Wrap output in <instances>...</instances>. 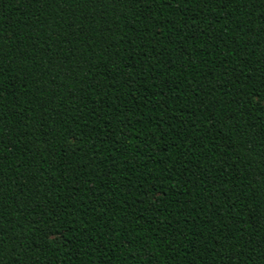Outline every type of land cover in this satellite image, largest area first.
Here are the masks:
<instances>
[{"label":"trees","instance_id":"obj_1","mask_svg":"<svg viewBox=\"0 0 264 264\" xmlns=\"http://www.w3.org/2000/svg\"><path fill=\"white\" fill-rule=\"evenodd\" d=\"M0 264H264V0H0Z\"/></svg>","mask_w":264,"mask_h":264},{"label":"rangeland","instance_id":"obj_2","mask_svg":"<svg viewBox=\"0 0 264 264\" xmlns=\"http://www.w3.org/2000/svg\"><path fill=\"white\" fill-rule=\"evenodd\" d=\"M69 29H70V32H73L75 27L74 26H70Z\"/></svg>","mask_w":264,"mask_h":264}]
</instances>
